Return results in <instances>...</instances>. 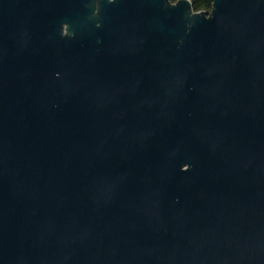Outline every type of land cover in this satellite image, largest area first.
Masks as SVG:
<instances>
[{"label":"water","instance_id":"95a60500","mask_svg":"<svg viewBox=\"0 0 264 264\" xmlns=\"http://www.w3.org/2000/svg\"><path fill=\"white\" fill-rule=\"evenodd\" d=\"M0 0V264H264V0Z\"/></svg>","mask_w":264,"mask_h":264},{"label":"trees","instance_id":"16d2710c","mask_svg":"<svg viewBox=\"0 0 264 264\" xmlns=\"http://www.w3.org/2000/svg\"><path fill=\"white\" fill-rule=\"evenodd\" d=\"M172 2H177L178 0H171ZM193 9L195 11H203L206 10L210 12L213 7V1L212 0H191Z\"/></svg>","mask_w":264,"mask_h":264}]
</instances>
